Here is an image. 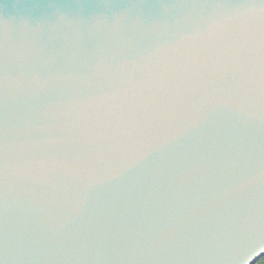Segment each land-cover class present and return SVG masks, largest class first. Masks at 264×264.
<instances>
[{"label":"water","instance_id":"1","mask_svg":"<svg viewBox=\"0 0 264 264\" xmlns=\"http://www.w3.org/2000/svg\"><path fill=\"white\" fill-rule=\"evenodd\" d=\"M264 0H0V264H257Z\"/></svg>","mask_w":264,"mask_h":264},{"label":"trees","instance_id":"2","mask_svg":"<svg viewBox=\"0 0 264 264\" xmlns=\"http://www.w3.org/2000/svg\"><path fill=\"white\" fill-rule=\"evenodd\" d=\"M257 264H264V256L262 258L259 259Z\"/></svg>","mask_w":264,"mask_h":264}]
</instances>
